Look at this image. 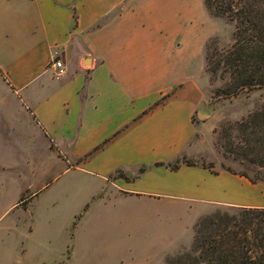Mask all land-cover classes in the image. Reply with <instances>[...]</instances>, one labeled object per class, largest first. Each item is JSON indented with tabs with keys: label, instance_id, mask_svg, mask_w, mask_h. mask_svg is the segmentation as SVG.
I'll list each match as a JSON object with an SVG mask.
<instances>
[{
	"label": "crops",
	"instance_id": "obj_1",
	"mask_svg": "<svg viewBox=\"0 0 264 264\" xmlns=\"http://www.w3.org/2000/svg\"><path fill=\"white\" fill-rule=\"evenodd\" d=\"M218 19L203 0H0V114L36 130L44 161L74 160L68 167L105 182L98 197L181 208L192 225L211 204L264 208L262 182L156 165L187 152L206 43L226 35ZM54 51L65 66L57 78Z\"/></svg>",
	"mask_w": 264,
	"mask_h": 264
},
{
	"label": "rangeland",
	"instance_id": "obj_2",
	"mask_svg": "<svg viewBox=\"0 0 264 264\" xmlns=\"http://www.w3.org/2000/svg\"><path fill=\"white\" fill-rule=\"evenodd\" d=\"M216 26L226 33L212 36L216 45L228 46L233 23L223 18ZM205 70L208 81L203 107L194 113L195 130L182 154L184 160L213 171L229 168L251 176L264 173V167L225 147L226 129L264 106V87L226 96L220 90L226 86L227 74L212 75L206 64ZM2 116L0 264H176L191 251L200 219L217 212L234 214L239 209L208 205L192 225L193 214L181 208L158 209L150 203L116 199L110 190L98 197L105 182L80 167H68L74 160H63L61 168L57 161H44L43 140L36 130ZM29 133L31 141H26ZM48 171L53 174L46 176Z\"/></svg>",
	"mask_w": 264,
	"mask_h": 264
},
{
	"label": "trees",
	"instance_id": "obj_3",
	"mask_svg": "<svg viewBox=\"0 0 264 264\" xmlns=\"http://www.w3.org/2000/svg\"><path fill=\"white\" fill-rule=\"evenodd\" d=\"M203 2L210 15L222 17L234 26L228 46L219 48L215 37L206 43V69L212 75L221 72L228 76L220 92L233 96L244 89L264 87V0ZM225 136L228 152L264 167V106L232 123ZM182 163L194 165L183 156L156 165L177 169ZM227 170L264 184L262 172L251 176ZM25 198H20L24 206ZM238 208L234 214L217 212L200 219L195 226L191 251L178 258L176 264H264V208Z\"/></svg>",
	"mask_w": 264,
	"mask_h": 264
},
{
	"label": "built area",
	"instance_id": "obj_4",
	"mask_svg": "<svg viewBox=\"0 0 264 264\" xmlns=\"http://www.w3.org/2000/svg\"><path fill=\"white\" fill-rule=\"evenodd\" d=\"M50 66L54 69L55 77L61 76L65 71V66L59 58V53L54 51L52 54Z\"/></svg>",
	"mask_w": 264,
	"mask_h": 264
}]
</instances>
